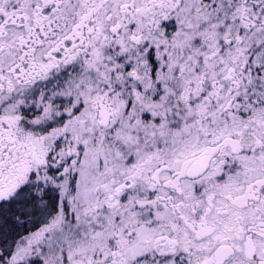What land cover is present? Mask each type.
I'll list each match as a JSON object with an SVG mask.
<instances>
[{"label": "snow or ice", "instance_id": "obj_1", "mask_svg": "<svg viewBox=\"0 0 264 264\" xmlns=\"http://www.w3.org/2000/svg\"><path fill=\"white\" fill-rule=\"evenodd\" d=\"M0 264H264V0H0Z\"/></svg>", "mask_w": 264, "mask_h": 264}]
</instances>
